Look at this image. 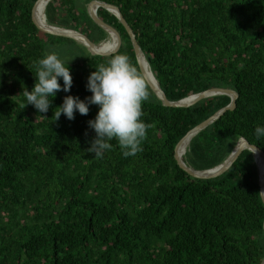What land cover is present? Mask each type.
<instances>
[{"label":"trees","instance_id":"trees-1","mask_svg":"<svg viewBox=\"0 0 264 264\" xmlns=\"http://www.w3.org/2000/svg\"><path fill=\"white\" fill-rule=\"evenodd\" d=\"M37 1L0 0V264H261L264 202L252 152L209 180L175 158L179 142L231 98L165 107L146 82L142 151L125 157L114 139L96 157L87 121L98 106L71 121L53 114L65 95L90 96L87 77L111 56L38 30ZM92 1L53 0L47 23L98 44L109 36L89 17ZM98 1L120 9L169 101L214 88L238 93L236 109L192 139L188 166L218 167L242 138L264 152L254 134L264 125V0ZM98 15L121 35L117 53L141 72L124 26L102 8ZM55 49L72 59L70 93H57L46 114L23 108L36 61Z\"/></svg>","mask_w":264,"mask_h":264},{"label":"clouds","instance_id":"clouds-1","mask_svg":"<svg viewBox=\"0 0 264 264\" xmlns=\"http://www.w3.org/2000/svg\"><path fill=\"white\" fill-rule=\"evenodd\" d=\"M71 60L62 59L57 52L50 51L36 61L35 83L31 91L24 89L22 107L30 104L39 113L46 114L57 93H70L73 86ZM95 69L85 85L91 95L84 99L65 95L62 104L55 108V121L62 114L70 121L77 113L86 116L90 106L96 105L95 118L87 121L88 128L95 133L87 152L102 157L111 150V141L115 139L125 157L134 156L142 151L149 127L142 119V104L149 99L146 80L127 54L115 53L107 65L100 64ZM254 134L258 140L264 138V125H257ZM259 195L264 198V191Z\"/></svg>","mask_w":264,"mask_h":264},{"label":"water","instance_id":"water-1","mask_svg":"<svg viewBox=\"0 0 264 264\" xmlns=\"http://www.w3.org/2000/svg\"><path fill=\"white\" fill-rule=\"evenodd\" d=\"M52 1L53 0H38L36 4L34 5L33 11H32V18L38 30H40L41 32L45 34L72 39L76 41L77 43H79L80 45H82L83 47H85L92 56H101V57L112 56L113 54L117 53L120 50L122 46L121 35L119 34L116 28H114L113 26L109 25L108 23L104 22L101 19V17L98 15V10L102 8L106 10L107 12L111 13L113 16H115L118 19V21L124 26L125 30L127 31L131 39V42H132V45H133V48L136 54V58L138 61V65L140 67V70L146 82L148 83L152 91L156 94V96L159 98V100L162 101L165 107L190 108L198 104L202 100H205L208 98L222 96V95L230 97L231 102L227 107L221 109L220 111L215 113L212 117H210L209 119H207L206 121H204L203 123L195 127L179 142L175 150L176 161L179 167L191 177L195 179L209 180V179L220 177L221 175L226 173L233 166V164L237 161L239 156L244 151L246 150L250 151L253 154V159L256 164V168L258 172L260 192L264 191V174L262 177L260 176L259 167H258L257 160H256V154H258L264 163V152L260 148H258L255 145L250 144L247 140L243 138L239 140L233 152L230 154V156L227 158L225 162H223L218 167L210 169V170H205V171L195 170L194 168L188 166V164L185 162L184 160L185 155H182L179 153V148L183 143L186 142L188 143V145H190V142L195 136H197L199 133H201L203 130H205L212 124L216 123L227 112L234 111L236 109L237 100L239 98V95L237 92L231 89L214 88V89H210L202 93L190 96L186 99H183L177 102H171L167 99L165 93L161 89L159 82L157 81L153 72L151 71V68H150L149 62L146 59V56L144 55L140 45L138 44L135 33L133 32L132 28L127 23V21L124 19L118 7L112 4L98 1V0H94L88 5V9H87L88 14H89V17L93 20V22L96 25H98L101 29H103L108 34V36H114L116 39L115 47L113 48L112 51L102 52L99 49V47L103 44V42L99 44H95L87 36H85L84 34H81L80 32L49 25L46 22V10H45V13H43V18L40 15H38L37 13L38 4L43 2L47 8L48 4ZM262 200L264 202V198H262ZM261 264H264V260Z\"/></svg>","mask_w":264,"mask_h":264},{"label":"bare ground","instance_id":"bare-ground-1","mask_svg":"<svg viewBox=\"0 0 264 264\" xmlns=\"http://www.w3.org/2000/svg\"><path fill=\"white\" fill-rule=\"evenodd\" d=\"M45 10H46V6L45 4L42 2L40 4H38L37 6V13L38 15H40L42 18H43V13H45ZM101 31V30H100ZM99 39V38H98ZM115 37L114 36H109L102 44V47H101V51L102 52H109L111 51L114 46H115ZM109 45V46H108ZM108 47V48H107ZM188 143H183L180 148H179V153L182 154V155H185L187 153V150H188ZM256 160H257V164H258V167H259V172H260V176L262 177L263 174H264V163L261 159V157L256 154Z\"/></svg>","mask_w":264,"mask_h":264},{"label":"rangeland","instance_id":"rangeland-1","mask_svg":"<svg viewBox=\"0 0 264 264\" xmlns=\"http://www.w3.org/2000/svg\"><path fill=\"white\" fill-rule=\"evenodd\" d=\"M87 9H88V7H87ZM58 51H59V50L55 49V52H58ZM59 55H60L61 58L63 57L61 54H59Z\"/></svg>","mask_w":264,"mask_h":264}]
</instances>
